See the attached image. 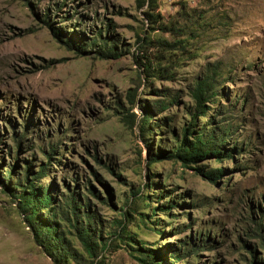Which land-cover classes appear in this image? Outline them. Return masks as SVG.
<instances>
[{
	"label": "rangeland",
	"instance_id": "rangeland-1",
	"mask_svg": "<svg viewBox=\"0 0 264 264\" xmlns=\"http://www.w3.org/2000/svg\"><path fill=\"white\" fill-rule=\"evenodd\" d=\"M157 3L164 23L176 30L148 23L140 0H0V174L11 166L13 177L22 178L25 169L36 172L49 162L40 182L52 184L57 198L64 182L72 187L75 179L83 198L81 184L88 182L109 200L88 196L104 224L126 211L130 235L158 248L168 264H257L264 261V0ZM105 22L118 48L128 51L115 59L79 56L52 34L55 28L63 37L75 32L88 39ZM147 59L152 67H167L171 77L148 75L142 66ZM216 60L223 63L218 102L200 120L220 108L225 111L216 119L233 127L226 145L237 144L234 157L203 162V169L222 168L223 175L212 182L172 158L148 165V143L154 153L175 146L169 128L181 138L193 105L190 91ZM157 98L171 102L158 114L169 127L145 139L124 115H139L141 105ZM13 181L0 183V264H57L36 244L9 190ZM149 181L155 184L149 193L160 203L178 205L157 214L160 224L151 227L130 212L149 213L140 200ZM109 238L96 264H142L124 238ZM170 248L184 258L172 262Z\"/></svg>",
	"mask_w": 264,
	"mask_h": 264
},
{
	"label": "trees",
	"instance_id": "trees-1",
	"mask_svg": "<svg viewBox=\"0 0 264 264\" xmlns=\"http://www.w3.org/2000/svg\"><path fill=\"white\" fill-rule=\"evenodd\" d=\"M145 3L147 4V9L142 12L148 23L156 24L155 28L162 31L176 30L171 25L164 23L163 16L158 11L157 0H140L139 5L142 6ZM181 7L184 8V5ZM109 27L110 22H105L103 29L97 30L88 39L76 36L75 32L63 37L59 30L53 27L52 34L67 49L79 56L94 54L101 59H115L128 51H126L127 49L118 48L119 39L114 34H108ZM151 28L155 29L152 26ZM175 42L177 44L160 41V44L162 46L168 45L173 49H177V46H183L181 41ZM121 46H124V44L122 43ZM142 66L148 75L162 78L171 77L167 67H152L150 59L142 63ZM222 67L223 63L218 60L208 62L205 65L201 76L190 91L193 105L192 109L187 111L189 119L180 127L181 138L179 139L177 135H173V131L169 128L168 131L172 132L175 146H171L168 150L157 149L154 153L152 152L151 144L148 143V165L157 160L172 158L179 160L185 166H195L193 169L200 176L212 182L223 175L224 170L222 168L203 169L205 167L203 162L212 158L222 161L223 158L232 159L234 157L239 147L236 143L226 145L233 134L231 131L233 127L225 119H216L225 111H221L220 108H217L212 116L209 115L206 122L202 123L200 120L212 110L210 104H217L218 102L216 97L218 95L217 85L221 82ZM226 81L230 80L226 79ZM156 95L164 96L160 93ZM131 97L130 102L133 105L136 101L135 94H131ZM174 100L172 99L173 102ZM153 102L154 104L152 105L147 104V102L141 105V113L139 115L134 112H126L124 115L125 118L129 117L130 127L137 123L139 134L144 136L145 139H150V135L155 130H159L161 126H168L166 118H159L158 114L166 110L171 102H167L164 98H157ZM51 154L47 153V161H50ZM48 165L49 162L40 164L36 172L27 168L22 178L13 177L11 166H6L5 175L0 174V183H3V179L7 181L13 179L15 181L12 182V188H9V190L17 202L23 219L30 227L36 244L41 247L52 261L57 264H68L69 262L75 264H96L97 260L102 258V251L111 245L109 237L115 236L124 238V243L134 251V253L130 254L135 256L142 264H168L165 258H161L158 248L148 247L144 242L138 241L130 235V231L127 229L126 211H122V219L113 220L110 225L104 224V220L98 211L91 208L88 196L96 198L103 204H108L109 200L108 198L101 199L98 191L93 189L88 182L81 184L86 192L83 198L76 190L78 184L75 181L76 179L73 180L75 185L72 187L64 182L65 192L60 193L59 198L55 197V194L52 193V184L43 186L40 182V179L47 175ZM154 185V183L151 184L149 181L146 185L149 190L140 194L142 195L140 200L145 202L146 207H149V213L139 208H133L131 211V207L128 208V212L133 213L134 217L136 216L140 222L145 223L149 227L160 224L158 217H156L157 214L166 215L168 210L178 206L177 202L171 199L160 203L158 200L159 195L155 196L149 193ZM6 187L8 188V186ZM17 188L19 189L18 192L16 191ZM132 194L138 195L139 193L133 192ZM153 198L156 200H153ZM152 201L156 203L153 207H151ZM60 221L64 223L61 224ZM66 232L79 242L81 250L74 247L73 241L67 236ZM168 250L171 253L170 259L172 262L184 258L177 254L179 250L176 248ZM257 264H264V261Z\"/></svg>",
	"mask_w": 264,
	"mask_h": 264
}]
</instances>
